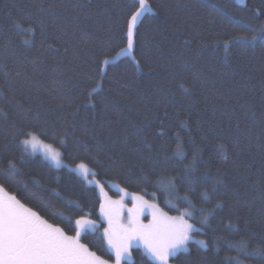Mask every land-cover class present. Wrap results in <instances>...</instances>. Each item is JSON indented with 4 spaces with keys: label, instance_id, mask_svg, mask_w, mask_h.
Segmentation results:
<instances>
[{
    "label": "trees",
    "instance_id": "trees-1",
    "mask_svg": "<svg viewBox=\"0 0 264 264\" xmlns=\"http://www.w3.org/2000/svg\"><path fill=\"white\" fill-rule=\"evenodd\" d=\"M244 1L148 0L134 30L137 64L120 55L130 0H0V108L9 113L0 115V170L21 156L12 120H38L67 133L65 156L99 159L96 178L112 195L127 189L170 215L178 212L166 201L183 209L176 197L184 195L215 209L195 236L206 246L190 242L172 264H264L256 251L264 250V0ZM18 166L20 175L0 181L7 194L69 235L75 207L64 198L83 205L97 227L81 243L115 260L95 187L41 155ZM170 183L178 191L166 190ZM131 256L123 264H153L140 247Z\"/></svg>",
    "mask_w": 264,
    "mask_h": 264
},
{
    "label": "snow or ice",
    "instance_id": "snow-or-ice-1",
    "mask_svg": "<svg viewBox=\"0 0 264 264\" xmlns=\"http://www.w3.org/2000/svg\"><path fill=\"white\" fill-rule=\"evenodd\" d=\"M150 11L148 0H130L126 10L127 42L126 47L121 49L120 55L132 56L137 64L138 61H135L132 51L134 30L141 18ZM26 31L32 33L34 29L28 28ZM261 31L264 32V26ZM256 38V35L234 36L233 41H254ZM109 63L108 59H104L98 64L97 67L100 69L98 76L105 75ZM18 105L22 106V102H18ZM0 115L5 120L9 119V113L3 108H0ZM11 127L12 141L21 149V156L19 161L8 160L7 167L0 170V181H11L20 175L21 169L18 165L25 162L26 156L35 155L39 149L44 160L50 165L57 169L68 167L70 172L78 174L88 185L98 187L102 197L98 204L100 215L107 222V227L103 228V235L115 256L113 264H121L122 260L130 258L131 249L140 244H143L153 264H169L170 257L175 256L178 251H186L189 243L195 242L196 234L203 232V225L208 223V217L215 211V209H197L193 201L184 195L176 197V200L187 204L183 209L172 200L166 201L178 212V215H169L157 203L146 200L144 195L128 193L127 189H122L124 194L130 195L134 201L133 206L128 208L123 203V197L120 200L111 199L99 180L89 179L90 176L99 175L95 170L101 166L99 159L79 154L73 156L72 153H67L65 156L66 132L60 134L50 131L38 120L36 123H28L13 119ZM62 136L65 138H61ZM56 144H59V148L54 146ZM66 158L74 161V167L65 164ZM143 179L147 182V177ZM191 183L190 180L189 184ZM216 183L221 181L218 180ZM166 190L178 191L172 183ZM51 191L59 195L58 189L53 188ZM142 191L148 194L147 188ZM151 195L154 198L156 196L154 192ZM204 195L207 199V193ZM64 200L70 209L75 207V211L65 217L74 225L72 235H69L63 227L50 223L38 211L21 203L15 195L7 194L5 184L0 182V264H109V261L97 257L86 244L81 243V233L89 228L95 229L97 221L87 218L91 213H86L83 205H78L66 197ZM189 208L193 211H189ZM146 210L151 219L144 223L141 217L145 215ZM197 223L201 226L198 227ZM198 243L206 246V241H198ZM241 247L246 250V245ZM256 251L261 258H264V250ZM237 264L241 262L237 260Z\"/></svg>",
    "mask_w": 264,
    "mask_h": 264
},
{
    "label": "rangeland",
    "instance_id": "rangeland-1",
    "mask_svg": "<svg viewBox=\"0 0 264 264\" xmlns=\"http://www.w3.org/2000/svg\"><path fill=\"white\" fill-rule=\"evenodd\" d=\"M238 2H240V3H245V1L244 0H238ZM35 155H41L42 157H43V154H42V152L38 149L37 150V152H36V154ZM66 164V163H65ZM71 167H74V165L73 166H71ZM89 179H96V180H98L96 177H89ZM100 181V180H99ZM100 183L101 184H103V186H104V191L108 194V197H110L111 199H113V200H120L122 197H123V203L124 204H126L127 205V207L128 208H131L132 206H133V203H134V201L132 200V197L130 196V195H125L124 194V192H122V191H119V195H116V196H114V195H112L110 192H109V189H108V187L104 184V183H102L101 181H100ZM90 186H93V187H95L96 189H97V191H98V193H99V196H100V198L102 199V197H101V194H100V191H99V188L98 187H96L95 185H90ZM144 198L146 199V200H149L150 202H153V201H151L150 199H148V198H146L145 196H144ZM166 212V211H165ZM170 215V214H169ZM101 216V215H100ZM89 219V218H88ZM141 219L143 220V222L144 223H147L150 219H151V216L147 213V210H146V212H145V215L144 216H142L141 217ZM101 220H102V222L105 224V227H107V222L106 221H104L103 219H102V217H101ZM195 241L196 242H198V241H205L204 239H201V238H196L195 237ZM200 244V243H199ZM202 245V244H201ZM204 246V245H203ZM135 248L136 247H140L143 251H145V249H144V247H143V244H140V245H138V246H134ZM133 247V248H134ZM132 248V249H133ZM131 249V250H132ZM183 251H185V250H181V251H178L177 253H176V255L178 254V253H180V252H183ZM145 253H146V251H145ZM147 254V253H146ZM148 255V254H147ZM105 260V259H104ZM132 260V256H130V258H128L127 260H122L121 261V264H123V262H125V261H131ZM171 257L169 258V264H172L171 263ZM108 261V260H107ZM113 262L114 261H109V264H113Z\"/></svg>",
    "mask_w": 264,
    "mask_h": 264
}]
</instances>
